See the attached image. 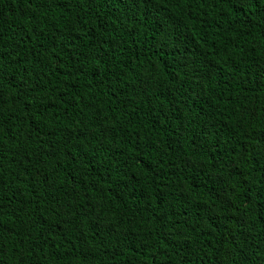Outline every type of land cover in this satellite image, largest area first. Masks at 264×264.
Instances as JSON below:
<instances>
[{
	"label": "trees",
	"instance_id": "obj_1",
	"mask_svg": "<svg viewBox=\"0 0 264 264\" xmlns=\"http://www.w3.org/2000/svg\"><path fill=\"white\" fill-rule=\"evenodd\" d=\"M0 264H264V0H0Z\"/></svg>",
	"mask_w": 264,
	"mask_h": 264
}]
</instances>
